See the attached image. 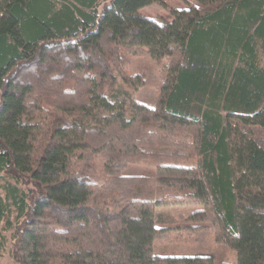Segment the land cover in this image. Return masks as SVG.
<instances>
[{
    "label": "trees",
    "instance_id": "16d2710c",
    "mask_svg": "<svg viewBox=\"0 0 264 264\" xmlns=\"http://www.w3.org/2000/svg\"><path fill=\"white\" fill-rule=\"evenodd\" d=\"M192 1L0 0V256L264 264V0Z\"/></svg>",
    "mask_w": 264,
    "mask_h": 264
},
{
    "label": "rangeland",
    "instance_id": "374dc122",
    "mask_svg": "<svg viewBox=\"0 0 264 264\" xmlns=\"http://www.w3.org/2000/svg\"><path fill=\"white\" fill-rule=\"evenodd\" d=\"M103 1V0H102ZM166 3V7L162 4H151L149 6L143 7L140 9V12L144 15L148 16H159V15H168L167 7H171L174 9L186 8L188 3H195L192 0H164ZM126 59L124 61V70L128 75H134L140 70L147 68L150 64V57L145 52L144 49H138L136 47H130L125 50ZM134 99L141 104H144L149 107H154L157 100V90L153 87L143 86L138 88L133 93ZM125 174H133V175H153L154 170L149 167H145L144 165H132L126 168L123 171ZM186 224H178L177 226H183ZM204 225H207L206 223ZM208 226V225H207ZM9 244L6 249L0 256V264H14L10 255H9ZM211 255L214 258L215 264L223 260H231L235 261V253L227 246L214 243L213 251Z\"/></svg>",
    "mask_w": 264,
    "mask_h": 264
}]
</instances>
